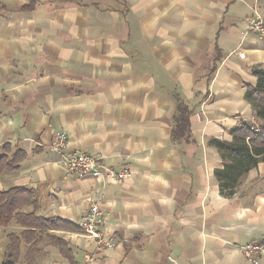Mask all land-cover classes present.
I'll use <instances>...</instances> for the list:
<instances>
[{
    "label": "crops",
    "instance_id": "1",
    "mask_svg": "<svg viewBox=\"0 0 264 264\" xmlns=\"http://www.w3.org/2000/svg\"><path fill=\"white\" fill-rule=\"evenodd\" d=\"M255 16L264 0H0V147L25 153L0 191L31 188L37 215L76 225L49 231L75 264H253L241 247L264 244V163L223 196L208 140L256 121L244 97L264 68ZM176 99L191 136L173 143ZM58 132L62 153L50 147ZM77 150L130 171L104 188L111 248L79 226L102 183L66 172L62 155ZM20 229L0 226V263L7 232ZM32 264L71 263L44 240Z\"/></svg>",
    "mask_w": 264,
    "mask_h": 264
},
{
    "label": "trees",
    "instance_id": "2",
    "mask_svg": "<svg viewBox=\"0 0 264 264\" xmlns=\"http://www.w3.org/2000/svg\"><path fill=\"white\" fill-rule=\"evenodd\" d=\"M256 76L254 86L247 88L244 97L250 103L258 127L252 123H240L230 130L231 140L211 138L208 144L213 146L222 161V168L215 169L214 176L219 192L226 197L235 193L240 179L258 163H264V68L253 69ZM189 114L187 106L176 99V109L172 117L173 126L170 139L188 141L190 138ZM25 158L19 149L10 150L8 145L0 147V174L7 170H17ZM36 193L31 188L12 187L0 191V226L17 224L19 231L7 232L9 243L3 252L0 264H15L20 255V245L27 246L24 262L32 264L41 243L46 240L56 246L61 255L75 264L67 243L61 237L50 234V230L77 229V226L62 219H50L36 214Z\"/></svg>",
    "mask_w": 264,
    "mask_h": 264
},
{
    "label": "built area",
    "instance_id": "3",
    "mask_svg": "<svg viewBox=\"0 0 264 264\" xmlns=\"http://www.w3.org/2000/svg\"><path fill=\"white\" fill-rule=\"evenodd\" d=\"M248 28L259 35L264 34V17L255 16L249 21ZM239 57L243 58L244 53L240 52ZM252 124H255L252 122ZM50 147L62 153L67 148V136L63 132L56 134L55 141ZM62 163L69 175L77 177L90 176L102 183V188L95 195L89 198L88 207L79 223L82 231L95 242L97 249H106L114 246V242L105 236L100 230L103 223L102 204L105 199L104 188L109 182L122 184L130 176V171L126 167L120 169L105 168L101 161L82 150L63 153ZM246 259L253 263H258V255L264 253V244L250 242L241 247Z\"/></svg>",
    "mask_w": 264,
    "mask_h": 264
},
{
    "label": "rangeland",
    "instance_id": "4",
    "mask_svg": "<svg viewBox=\"0 0 264 264\" xmlns=\"http://www.w3.org/2000/svg\"><path fill=\"white\" fill-rule=\"evenodd\" d=\"M251 123V122H250ZM255 127H258V121H255Z\"/></svg>",
    "mask_w": 264,
    "mask_h": 264
}]
</instances>
